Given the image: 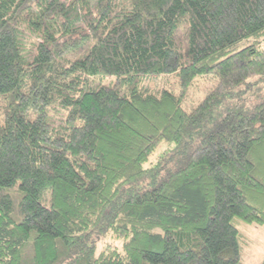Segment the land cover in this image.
Here are the masks:
<instances>
[{
  "label": "trees",
  "instance_id": "obj_1",
  "mask_svg": "<svg viewBox=\"0 0 264 264\" xmlns=\"http://www.w3.org/2000/svg\"><path fill=\"white\" fill-rule=\"evenodd\" d=\"M239 223L264 227V0H0V264H245Z\"/></svg>",
  "mask_w": 264,
  "mask_h": 264
},
{
  "label": "rangeland",
  "instance_id": "obj_2",
  "mask_svg": "<svg viewBox=\"0 0 264 264\" xmlns=\"http://www.w3.org/2000/svg\"><path fill=\"white\" fill-rule=\"evenodd\" d=\"M22 28L30 34L29 24L22 23ZM217 78L214 76H197L185 92L182 106L190 109L200 103L201 100L216 85ZM153 89L166 88L178 94L180 86L176 77L154 78L149 81ZM163 147L160 149V151ZM239 229L244 239V261L245 264H264V227L257 224L239 223Z\"/></svg>",
  "mask_w": 264,
  "mask_h": 264
}]
</instances>
